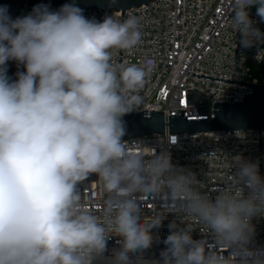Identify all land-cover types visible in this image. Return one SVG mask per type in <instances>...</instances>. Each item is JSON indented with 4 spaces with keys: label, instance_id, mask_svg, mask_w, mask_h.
Here are the masks:
<instances>
[{
    "label": "clouds",
    "instance_id": "9594fccd",
    "mask_svg": "<svg viewBox=\"0 0 264 264\" xmlns=\"http://www.w3.org/2000/svg\"><path fill=\"white\" fill-rule=\"evenodd\" d=\"M252 5L264 20V0H231L232 27L246 48L261 37L247 11ZM7 11L0 6V264H92L110 235L122 237L116 264H128L129 253L151 246L150 230L161 222L159 216L140 222L135 193L182 202L221 251L234 249L227 259L206 253L205 241L182 229L167 237L164 264H264L246 248L251 218L264 214L257 164L236 156L233 187L213 203L194 189V174L174 168L170 153L131 151L122 140V117L142 103L154 69L151 60L113 63L116 51L141 43L139 17L96 22L72 4L56 12L38 5L15 20ZM9 60L26 68L15 82L6 75ZM93 173L107 195L99 215L77 188ZM241 184L250 189L247 197Z\"/></svg>",
    "mask_w": 264,
    "mask_h": 264
},
{
    "label": "built area",
    "instance_id": "2783aa9c",
    "mask_svg": "<svg viewBox=\"0 0 264 264\" xmlns=\"http://www.w3.org/2000/svg\"><path fill=\"white\" fill-rule=\"evenodd\" d=\"M252 27L264 28V20L257 15L253 5L247 9ZM85 18L103 22L106 17L122 20V10L96 8L83 13ZM135 15L141 19L142 41L132 52H122V63L141 65L151 60L153 72L141 90L142 103L131 112L143 109L162 110L168 114L181 115L188 119L215 117V101L239 100L254 92L260 81L252 73L250 63L259 65L264 53L262 38L251 47H244L242 36L232 27L235 12L231 0H155L125 10V18ZM120 51L113 56V63L119 64ZM130 150L155 155L170 153L174 168L194 174V189L207 196L213 203L224 190L233 187V177L239 169L234 162L240 156L245 162L260 165L259 129H232L210 132H181L147 134L138 138L122 139ZM147 158V157H146ZM261 163L264 179V128H261ZM97 174H90L77 185L85 205L100 214L103 197L98 185ZM244 196L250 189L241 184ZM140 222L160 217L159 226L150 234L153 242L148 249L129 253V257H156L166 251L167 237L173 231L188 230L194 241H205L206 253L217 252L225 259L234 249L221 251L214 233L192 219H189L182 202L173 201L165 194L149 193L140 200ZM254 228L246 248L264 261V214L251 218ZM174 226V227H170ZM122 249V237L110 235L106 249L99 256H113ZM237 261L242 259L237 255Z\"/></svg>",
    "mask_w": 264,
    "mask_h": 264
},
{
    "label": "water",
    "instance_id": "95a60500",
    "mask_svg": "<svg viewBox=\"0 0 264 264\" xmlns=\"http://www.w3.org/2000/svg\"><path fill=\"white\" fill-rule=\"evenodd\" d=\"M27 0H0V6H7V14L12 16L18 12ZM155 0H54L52 12L59 11L65 4H72L82 9V13L96 8H112L122 10V20L125 10L150 3ZM264 43V28H258ZM120 51L119 63H122ZM262 82L254 85V92L245 99L215 101L213 109L215 117L188 119L181 115L168 114L162 110L143 109L129 112L122 117L125 135L122 139L138 138L147 134L164 133H197L216 130L253 129L260 132V165L261 163V128H264V53L260 62Z\"/></svg>",
    "mask_w": 264,
    "mask_h": 264
},
{
    "label": "rangeland",
    "instance_id": "374dc122",
    "mask_svg": "<svg viewBox=\"0 0 264 264\" xmlns=\"http://www.w3.org/2000/svg\"><path fill=\"white\" fill-rule=\"evenodd\" d=\"M53 4L55 5L54 0H27L21 6L20 9L22 11H28L29 8H31L33 6V8H32V11H33V9L36 6H38V5H45V6L48 7V10H49L50 8L53 7ZM253 8L255 10H257L258 5H253ZM32 11L29 14H31ZM250 66H251L252 73L254 74V76H256L260 81H262V75H261V70H260L259 65L254 64V63L251 62L250 63ZM6 69H7L6 72H9V77L11 78V82H15V81L18 80V75H17L18 73H22V72H25L26 71L25 66L23 64H21V63H18L15 60H9V61H7L6 62Z\"/></svg>",
    "mask_w": 264,
    "mask_h": 264
},
{
    "label": "bare ground",
    "instance_id": "6f19581e",
    "mask_svg": "<svg viewBox=\"0 0 264 264\" xmlns=\"http://www.w3.org/2000/svg\"><path fill=\"white\" fill-rule=\"evenodd\" d=\"M92 264H116L113 256H96ZM128 264H164V259L156 257H129Z\"/></svg>",
    "mask_w": 264,
    "mask_h": 264
},
{
    "label": "trees",
    "instance_id": "16d2710c",
    "mask_svg": "<svg viewBox=\"0 0 264 264\" xmlns=\"http://www.w3.org/2000/svg\"><path fill=\"white\" fill-rule=\"evenodd\" d=\"M54 6H55V5L53 4V7H52V8H54ZM32 8H33V6H32L31 8H29L28 11H22V10L20 9L17 13H15V14L12 16L11 19L15 20L16 18H23L24 16L29 15V13L32 11ZM52 8H50L49 11L52 10ZM6 75H7V77L9 78V81L11 82V78L9 77V72H6Z\"/></svg>",
    "mask_w": 264,
    "mask_h": 264
}]
</instances>
